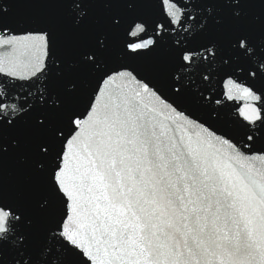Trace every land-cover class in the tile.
<instances>
[{
	"label": "snow or ice",
	"instance_id": "obj_1",
	"mask_svg": "<svg viewBox=\"0 0 264 264\" xmlns=\"http://www.w3.org/2000/svg\"><path fill=\"white\" fill-rule=\"evenodd\" d=\"M0 264H264V0H0Z\"/></svg>",
	"mask_w": 264,
	"mask_h": 264
}]
</instances>
